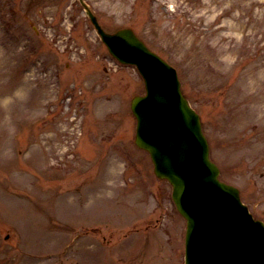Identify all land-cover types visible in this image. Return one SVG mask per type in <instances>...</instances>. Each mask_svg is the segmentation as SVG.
I'll return each mask as SVG.
<instances>
[{
  "label": "rangeland",
  "instance_id": "1",
  "mask_svg": "<svg viewBox=\"0 0 264 264\" xmlns=\"http://www.w3.org/2000/svg\"><path fill=\"white\" fill-rule=\"evenodd\" d=\"M86 1L177 67L221 178L264 220V0ZM145 91L79 0H0V264H184L172 185L134 142Z\"/></svg>",
  "mask_w": 264,
  "mask_h": 264
},
{
  "label": "water",
  "instance_id": "2",
  "mask_svg": "<svg viewBox=\"0 0 264 264\" xmlns=\"http://www.w3.org/2000/svg\"><path fill=\"white\" fill-rule=\"evenodd\" d=\"M110 52L135 64L146 93L133 96L135 142L147 150L156 175L173 185L187 220L186 264H264V220L255 218L238 187L219 178L200 115L184 95L176 68L130 28L107 31L88 9Z\"/></svg>",
  "mask_w": 264,
  "mask_h": 264
}]
</instances>
